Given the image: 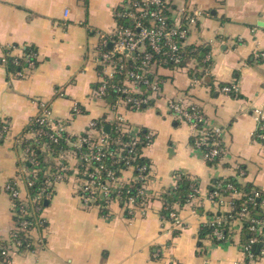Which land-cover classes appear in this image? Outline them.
<instances>
[{
  "label": "crops",
  "instance_id": "0c3cea01",
  "mask_svg": "<svg viewBox=\"0 0 264 264\" xmlns=\"http://www.w3.org/2000/svg\"><path fill=\"white\" fill-rule=\"evenodd\" d=\"M128 1L0 0V121L11 125L0 140V243L10 249L8 261L0 258V264H264V231L248 240L239 220H233L222 241L210 234L200 237L202 225L217 212L230 211L242 195L212 199L215 179L235 177L264 195V142L256 135L255 117V108H264V56L259 55L264 0H167L171 21L188 28L184 47L206 51L190 54L181 65L155 64L150 76L160 91L142 86V94L150 96L141 108H131L116 91L113 97L94 95L103 79L101 53L112 47L117 13ZM186 10L197 13L193 23L186 20ZM28 47L37 53L34 67L23 57ZM232 83L238 92L221 91ZM170 100L198 108L208 126L221 129V158L205 159L195 145L197 132L170 110ZM39 101L51 104L54 118L65 122V146L41 148L51 162L45 173L51 175L58 161L68 169L43 197L41 210H33L38 222L18 243L11 240L19 217L16 200L6 185L25 167L34 168L21 160L17 137L39 113ZM93 120L106 134L122 122L126 135L146 141L139 151L150 165L147 206L134 204L130 211L116 195L109 203L102 198L84 202L76 151ZM176 172L189 174L198 185L195 199L173 205L178 223L162 212L163 193L175 186ZM119 175L129 186L137 172L127 168ZM22 180L25 198L31 192Z\"/></svg>",
  "mask_w": 264,
  "mask_h": 264
},
{
  "label": "built area",
  "instance_id": "2783aa9c",
  "mask_svg": "<svg viewBox=\"0 0 264 264\" xmlns=\"http://www.w3.org/2000/svg\"><path fill=\"white\" fill-rule=\"evenodd\" d=\"M167 0H129L126 7L117 13V26L113 32L112 47L105 49L101 53L100 65L103 71V79L100 85L95 89L94 95L97 97H105L111 90L118 92L122 101L131 108H141L148 103L150 95L142 94V86L150 87L154 93L160 91L158 80L152 79L151 68L155 64H174L181 65L185 60L184 41L188 35V28L183 25H177L171 21L166 10ZM186 20L193 23L195 21L194 14L186 10ZM123 21V22H121ZM109 43L108 39L104 40V45ZM156 55H159L157 58ZM259 55L264 56V51ZM29 67L36 64L37 53L35 49L25 50L23 52ZM20 58H15L14 62L20 64ZM18 75H23L21 71ZM120 77L117 81L116 78ZM239 88L236 83L221 86V91L227 93L238 92ZM40 111L31 119L29 126L33 122L38 124L37 127H27V129L17 137V142L30 141L23 145L21 160L23 162H31L38 164L37 156L34 155L32 146L36 143L40 148L48 147L49 143L43 140L48 137L57 141L63 135L65 122L54 118L52 114L51 104L39 101ZM170 110L181 120L189 122L195 129L196 138L195 145L203 150L207 161H214L221 158L222 149L219 139H211L213 135L221 138V129L219 127L208 126V120L203 112L198 108L187 107L176 100L169 101ZM255 117L259 123V130L256 135L264 142V108H255ZM122 120V117H119ZM10 123L8 120L0 121V140H3L10 131ZM116 133L119 135L114 140L115 148L110 150L111 143L110 134L102 132L101 122L93 120L90 124L89 131L79 137L77 142L78 150L76 156L79 165L83 169L79 170L84 174V178L80 183V194L85 203L91 204L99 198L106 203L111 202L113 195L117 198H124L123 202L129 206V210H133L134 204L137 206H147L149 202L148 179L150 175V165L147 161L140 162L142 155L139 151V145L142 139L138 135H126L122 126V122H118L115 126ZM99 133V135H94ZM41 139V140H40ZM149 141V140H147ZM108 157L110 165L105 162ZM56 169L49 175L46 186L42 188L36 195L30 193L25 198H21L19 183L23 181L30 187L34 184L32 175L35 174L36 168L22 169L17 177L6 185V189L16 200L15 207L17 214L21 219L17 220L16 227L12 232L11 240L17 235V231L29 232V225H36L38 219L29 220L26 216H32L33 210H41V201L43 197L51 192L54 181L62 180L67 175L68 167L61 162L55 163ZM127 168H134L137 172L135 181L129 186L137 184L134 193H130V189L120 181L119 172ZM217 187H221L217 183ZM222 192L230 190L229 193L240 194L235 186L229 183L226 187H222ZM198 188L194 187V192L190 194L188 201H192L196 197ZM222 192L211 190L209 196L213 198L221 197ZM260 191H256L258 196ZM124 195V196H123ZM250 197L248 199L252 200ZM17 201L19 203H17ZM246 201V203L248 202ZM34 216V215H33ZM169 218L175 222H179L177 212L171 210ZM249 219V229L253 233V240L258 238V234L264 231V218H250L246 206L234 220L243 222ZM225 220L222 216L214 217L209 223L217 226L214 235L217 239L225 238L223 231L218 226ZM21 239L15 242L20 243ZM250 245L245 246L249 250ZM5 255L4 261L10 254L7 247L2 250Z\"/></svg>",
  "mask_w": 264,
  "mask_h": 264
},
{
  "label": "trees",
  "instance_id": "16d2710c",
  "mask_svg": "<svg viewBox=\"0 0 264 264\" xmlns=\"http://www.w3.org/2000/svg\"><path fill=\"white\" fill-rule=\"evenodd\" d=\"M121 22H123V21H121ZM30 48L31 47H28L26 49V51L30 50ZM194 48H195V50L193 51L191 49L184 47L185 59L187 58V56H190V54L192 56L193 55H200L206 51V48L202 49L199 46H196ZM156 56H157V58L159 57V55H156ZM166 65H170V64H166ZM109 95H110V97L115 96V91L111 90ZM143 96H144V94H143ZM37 126H38V124L36 122H33L32 125L29 126V128L30 127H37ZM118 137H119V135L116 132L110 133V140H111V143L109 144L110 150H113L115 148L114 140L117 139ZM212 138L213 139L214 138L219 139V141L221 139L216 134L213 135L211 137V139ZM43 140L47 141L50 145V148L54 151H57L59 148L64 147L65 141H66L64 135L59 137V139L57 141L51 140L48 137H44ZM27 142H30V141H22V145L26 144ZM145 143H146V141L142 140L139 147L142 145H145ZM32 149L34 150L33 151L34 155L37 156L38 164L34 165V164H30L29 162H26V163L29 165V167L36 168L35 174L32 175V179L34 180V184L32 186H30V192H31L30 194L34 196L38 192H40L42 190V188H44L46 186V181L50 176L45 173V169L48 165H50L51 162L48 159L47 155L44 154V152L41 150V148L36 143L32 146ZM217 160H218V158H216L214 161H210V163H213ZM139 161L144 162L146 160L144 158H140ZM105 162L110 165V160L108 157L105 158ZM81 169H83V168L81 167ZM175 178H176L175 186H173L172 188L166 189L165 192L163 193V202H164L165 208L163 209L162 212H163V215L165 217L169 216V212L172 210L173 205L175 203H178L179 205H183L184 203H186L190 198V194H192L194 192V187H198L196 180L193 179V177H191L187 173L176 172ZM217 183H220L221 187H217L216 186ZM229 183L233 184L235 186V188L239 192H241L242 195H241V197L235 198L233 200L232 209L230 211L217 212L213 216V218L217 217V216H222L225 218V220L221 223V225L218 226L219 229L221 231H223V233L225 234V237L229 233V229H230V226H231L233 220L239 215V213L242 211L244 206H246V208H247L248 217H250V218H264V211L261 208V203L264 199V195L259 190V188L255 187L252 183H247V184L243 185L242 183L238 182V180L235 177L217 178L212 182V184L210 186V191L211 190H218V191L222 192L221 188L226 187ZM137 184H134L131 187L126 186L124 189L129 188L130 193H134ZM256 191H260V194L258 196L255 195ZM229 192H230V190H227L226 192H222L221 195H225ZM250 197H252L253 199L248 201V199ZM246 201H248V202L246 203ZM17 203H19V202L17 201ZM40 203H41V208H42L43 207V200ZM26 218L32 221V219L34 220L36 218V215L26 216ZM16 219L19 220V219H21V217L16 216ZM250 222L251 221L249 219H245L243 221V228H244L243 231L245 233V236H247L248 240L251 239V237L253 236V233L249 229ZM32 225L33 224H30L29 227L32 228ZM216 227L217 226L212 225L211 223L203 224L201 227V231H200V237H204L205 235L210 234V235H213L217 241H222V239H217L214 235V230ZM25 233H26L25 231H21V230L17 231V235L12 239V241L15 242L16 239H21L23 242ZM23 243H22V245H20L21 247H25V244H23ZM7 244L8 243H4V242L0 243V258H5V255L2 254V250H4L5 248L8 247Z\"/></svg>",
  "mask_w": 264,
  "mask_h": 264
},
{
  "label": "water",
  "instance_id": "95a60500",
  "mask_svg": "<svg viewBox=\"0 0 264 264\" xmlns=\"http://www.w3.org/2000/svg\"><path fill=\"white\" fill-rule=\"evenodd\" d=\"M107 129H109V126H107Z\"/></svg>",
  "mask_w": 264,
  "mask_h": 264
}]
</instances>
